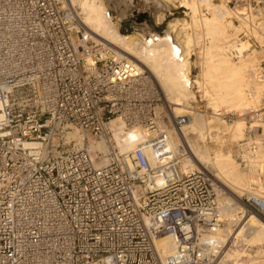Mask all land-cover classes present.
I'll return each mask as SVG.
<instances>
[{
	"label": "built area",
	"instance_id": "built-area-1",
	"mask_svg": "<svg viewBox=\"0 0 264 264\" xmlns=\"http://www.w3.org/2000/svg\"><path fill=\"white\" fill-rule=\"evenodd\" d=\"M247 1L264 36V0ZM241 31L248 48L264 50ZM226 53L237 61L243 52L229 46ZM263 70L264 51L255 72ZM159 102L149 73L92 41L64 0H0V264H209L202 236L221 224L222 191L205 169L179 171ZM262 102L228 114L244 124L234 160L261 179L264 157L255 156L264 149V94ZM112 118L145 133L132 150L114 146ZM188 118L169 125L179 129ZM90 140L106 150L91 149ZM250 186L238 201L264 222V193ZM161 235L174 242L163 256L154 245Z\"/></svg>",
	"mask_w": 264,
	"mask_h": 264
},
{
	"label": "bare ground",
	"instance_id": "bare-ground-1",
	"mask_svg": "<svg viewBox=\"0 0 264 264\" xmlns=\"http://www.w3.org/2000/svg\"><path fill=\"white\" fill-rule=\"evenodd\" d=\"M244 1L245 5L241 6V9H235L240 14L234 12L236 14L235 18L239 22L235 26L232 20L228 21L224 18L226 15L234 13L226 10L222 4H214L213 0H179L180 4L178 5L189 10L187 13L189 19L170 21L164 34L157 37L156 41L151 39L148 44H144L141 51H138L140 49L137 46L141 42V38H134L132 35L120 36L116 28H109L103 22L102 13L104 10L101 3L96 0L80 1L79 22L82 24L81 27L86 29L85 33L91 39L111 47L118 56L130 60L137 70H145L150 74L152 81L156 83V86L162 92L161 97L164 96L165 102L173 105L168 106V111L172 113L173 117H176L175 114L180 108L187 106V100L194 94L191 90L192 83L197 84L199 88L197 91H201L202 94L212 97L211 105L215 110H219L223 106V108L226 107L231 112L240 115L248 109L256 108L261 95L264 94V77L257 75L255 72L257 64L250 58V60L247 58L250 53H246L251 50L248 48L247 42L244 41L246 38L236 36L242 28H246L249 29V35L252 38L259 40L263 37V33H261L262 27L259 26V22L254 27L256 15L251 10L252 6L248 4L247 0ZM201 6L207 13H203L202 8L200 10ZM212 8L214 13H211V17L204 16L210 13ZM243 32L244 30L239 34ZM194 33H196L195 37ZM173 38L177 44L173 42ZM231 38H233L235 44L231 42ZM262 40L264 41V39H260L259 41ZM196 41H199L201 44V48L196 54L200 60V68L198 79L192 81L189 77V56L192 52V44L196 43ZM229 46L234 47L237 53L243 52L237 61H233L227 55L226 49ZM178 50L183 55V58L179 62L175 59ZM136 52L141 53L143 55L142 58L136 57L134 54ZM251 53H253V50ZM253 56H255L254 53ZM215 114L218 115V113ZM236 118L238 122L233 124L228 132L231 141L242 138L244 124L240 117ZM211 129L213 128L210 127V120L204 121L201 116L189 117L179 129L175 130V133L167 129L169 147L173 152L180 153L182 149L179 150V147H181V144H179L181 136L184 140H188L186 145V150L188 151V154H186L187 158H180V163L177 166L179 171L182 172L187 168L209 169L219 179L217 182L224 185L226 189L228 188L227 191L232 192V194H229L234 196L233 192L234 194L235 192L241 193V190L248 188V184L256 182L254 174L252 175L254 172L250 171L245 175L240 173L241 170H238L236 167L237 165L234 163L230 151L225 153H222V151L214 152V154H211L205 144L198 145L196 139L194 141L187 136L188 134H195L197 139L203 143L208 139H219V136L215 135L214 137L210 134ZM109 131L111 132L114 146L117 147L119 152L132 150L145 136V133L139 128L125 129L118 118L110 120ZM70 136L75 138L78 143L80 142V136L75 132ZM89 146L93 150H106V144L103 141L90 140ZM261 151L262 148H259L255 157H260ZM102 163L103 161L100 159L95 161V165ZM160 180L162 179H158L157 181ZM223 200L220 202L218 216L220 221H222L223 217L226 223L219 224L214 231L205 233L202 236V240L211 245L209 252L215 253L217 248L220 247L219 244L227 240L230 235H235L234 239L241 238L239 240L249 245L258 242L264 244V223L256 215L241 214L243 211L245 212L244 207L241 205L239 206L243 211H240L238 208H229L230 206L224 207ZM246 217V222L237 230L238 232H236L237 228L231 231V223L242 221ZM246 231H248L247 234L244 233ZM154 245L160 256L170 253L174 249L173 239L169 235H161L155 238ZM240 251L238 249L229 250L224 254L221 261L227 260L229 264H248L247 261L239 262L241 255V258H243L245 254H242ZM258 254L261 255L260 252ZM249 264H258V260L251 261Z\"/></svg>",
	"mask_w": 264,
	"mask_h": 264
},
{
	"label": "rangeland",
	"instance_id": "rangeland-1",
	"mask_svg": "<svg viewBox=\"0 0 264 264\" xmlns=\"http://www.w3.org/2000/svg\"><path fill=\"white\" fill-rule=\"evenodd\" d=\"M80 1L81 0H73L71 2V0H64V4L67 7H72L75 9V11L78 14V20H79V11H80V9H79ZM96 1L101 3V6L104 10V12L102 13L103 22H105L109 28H111V27L116 28L118 33L120 34V36L132 35L134 38H141L142 39L143 36L147 33L160 32L161 30L166 31L167 25L170 21H175L177 19H184V20L189 19V16L187 14L189 12V10H186L183 7H178V4H180L179 0H164V1H162V0H96ZM228 1L229 0H224V1L223 0H221V1L216 0L213 3L214 4H222L226 8V10L232 11L233 13L236 12L235 9H241V5H239V3H232V0H230L231 2H229L227 4ZM202 6L200 7V10H201ZM213 11L214 10L212 8V11L210 10V13H208L204 16L211 17V13H214ZM107 13H108V16H107ZM236 13L239 14L238 12H236ZM201 14H202V12H201ZM235 15H236L235 13L229 14L228 16L226 15L224 18L228 21L232 20V23L235 26H237L235 21H233V18H235ZM162 18H164V20H162ZM79 24L82 25L80 22H79ZM83 30L85 31L86 29L83 28ZM195 34L196 33H194V37H195ZM260 39H264V36ZM91 40L95 41L94 39H91ZM259 42H260L261 46L264 43L263 40L259 41ZM137 46H138V49H140L138 51H141L143 49L142 47L144 46V44L140 42ZM200 48H201V44L199 41H196V43L192 44V47H191L192 52L190 53V56H189L190 57V59H189V62H190V64H189V68H190L189 77L192 81L198 79L197 77L199 74V68H200L199 67V61L200 60L196 54L200 50ZM252 50H253V53L255 54V56H253V53H251ZM252 50L247 51L246 54L250 53V55L247 58L248 59L250 58L252 61H254L258 65V62L260 61V59L262 57V53L264 50L261 47H260V49L256 48V49H252ZM134 54L138 58H142V56H143L139 52H136ZM252 56H253V58H252ZM247 58H245V59H247ZM256 69H257V66H256ZM261 74H263L261 76L264 77V70H263V73H261ZM155 85H156V83H155ZM191 90L194 92V94H192V97L187 100V104H186L187 106H185L186 108L185 107L180 108V110H178V112H176L175 115L179 116V115L188 114L190 118L191 117L194 118L195 116H201L204 121L210 120V127L214 129V130L211 129L210 134H212V136H214V137H215V135H217L220 138L219 139H213V140L208 139L207 141H205V143H203L199 139H197V136L195 134H188L187 136H189V138L191 140L196 139V143L198 145H204L205 144L206 147L209 149V152H211V154H214V152H221L222 151V153H225V152L230 151L231 157H232L234 163L237 165L236 167L238 168V170H241L240 173H243L244 175L247 174V172L243 171L241 169V167L237 164V162L234 160V157L232 154L233 146L239 140L234 141V139H233L231 141V138L228 135L230 127H232L233 124H236V122H238V119L236 117H229L228 114L229 113H235V112H231L230 109H228L226 107H225L226 108L225 109V108H223V106H222V108L220 107L219 110H215V108L211 105L212 97L209 95L202 94L201 91H197V90H199L197 84L192 83L191 84ZM159 92H160V90H159ZM161 93L162 92H160V94ZM161 96H162V94L160 95V102L157 105L156 111H157V113H160L161 116H163L161 119L163 120L165 128L167 127L166 129H168L169 131H174V133H175L176 129L172 130V128L169 125V122L173 116L171 115L172 113L170 111H168L169 110L168 106H173V105H170L169 103L165 102L164 96L163 97H161ZM188 105H190L191 107H188ZM262 105H263V102H262V95H261L260 101L258 102L257 106L261 107ZM215 113H218V115H216ZM227 117H229V119H227ZM180 141H181V143H180ZM180 141H179V144H181L180 145L181 147H179V150L182 148L181 152H180V156L187 158L186 154H188V151L186 150L187 149L186 145H187L188 140H184L183 137L181 136ZM263 150L264 149H262V151L259 155L260 157L264 156ZM182 154H184V155H182ZM206 169H207V167H206ZM206 171L210 172L214 176L215 184L222 191V194H221L222 197L219 198V207L221 204L220 202L224 198V200H223L224 207L230 206L229 208H238L240 211H243L242 208H240V206H239L240 204H239L238 199L245 192L251 191L250 190V189H252V187L250 186L251 184L255 185L257 183L254 186L252 192L258 193V194L264 193V178L261 179L260 176H257L256 172L252 173V175L254 174L253 176H254L256 182L248 184L247 185L248 188H246V189L244 188V190H241V193L235 192V194H234V192H233L234 196H232L231 195L232 192L227 191L228 188L226 189V187L224 185H222L220 182H217L219 179H217V177H215L214 173L211 172V170L207 169ZM229 193H231V194H229ZM243 213H245V215L246 214L247 215L248 214L249 215L250 214L255 215L253 213L244 212V211L241 214H243ZM257 218H259V217H257ZM246 220H247V217L245 219H243L242 221H237V222L235 221L236 223H234V222L231 223V229H232L231 231H234L233 229L237 228L236 232H238L237 230L241 226H243V224L246 222ZM221 223H223V224L226 223V221L224 220L223 217H222ZM247 232L248 231H246L244 233L247 234ZM234 234H235V232H234ZM231 236L232 235H230V237H228L227 240H225L224 242L219 244L220 247L217 248V251L215 253H213V256L211 257L209 264H219V263L220 264H227V263L229 264V261L226 260L223 262L221 260H222L224 254L226 252H228L229 250H233V249H238L239 251L241 250L240 252L242 254L245 253L243 255V258H241L242 257V255H241L239 262L240 261H247L249 264V263H251V261H255L257 259L258 264H264V244H261L258 242V243H251V245H249L246 242H244V241L242 242L241 240H239L241 238L234 239L235 235H233L232 237ZM258 252H260L261 255H259ZM253 254H254V256H253ZM245 255H246V257L247 256L248 257L246 258ZM249 255H251V256L249 257ZM259 256H261V257H259ZM248 259H250V260L248 261Z\"/></svg>",
	"mask_w": 264,
	"mask_h": 264
}]
</instances>
